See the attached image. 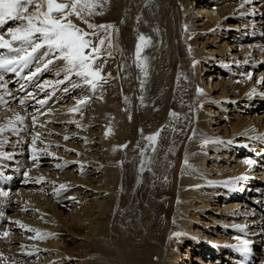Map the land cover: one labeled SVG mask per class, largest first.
<instances>
[{
    "label": "bare ground",
    "instance_id": "6f19581e",
    "mask_svg": "<svg viewBox=\"0 0 264 264\" xmlns=\"http://www.w3.org/2000/svg\"><path fill=\"white\" fill-rule=\"evenodd\" d=\"M242 1L217 0L211 11L205 0H100L103 8L97 11L104 14L92 21L119 30H110L112 55L104 50L97 62L106 82L95 91L75 76L71 83L80 87L58 84L64 77L62 61L45 79L46 87L68 95L64 104L35 111L38 128L29 141L37 163L6 221L10 237L0 249V264H203L197 257L188 261L190 249L218 254L206 264L213 259L238 264L245 253L216 244L217 253L212 243L237 235L250 242L252 264L262 263L264 215L256 219L246 208L264 184V47H238L231 40L235 30L224 29L237 18L245 30L246 16L255 9L263 13L264 5L244 3L239 9ZM140 34L151 38L142 53L148 57L147 76L135 63ZM37 55L44 58L42 51ZM239 65L243 75L236 79L222 74ZM3 86L9 104L19 106L14 90ZM86 96L90 99L79 111H69ZM15 116V109L0 103V126ZM157 131L156 141H149ZM9 132L0 134L2 145ZM155 157L162 163L159 175ZM230 177H243V185L223 191ZM209 179L222 186H206ZM236 225L247 227L241 231ZM130 226L134 231L127 235ZM227 226L234 227L232 234L222 229ZM205 242L209 246L203 248Z\"/></svg>",
    "mask_w": 264,
    "mask_h": 264
},
{
    "label": "snow or ice",
    "instance_id": "6c2138e0",
    "mask_svg": "<svg viewBox=\"0 0 264 264\" xmlns=\"http://www.w3.org/2000/svg\"><path fill=\"white\" fill-rule=\"evenodd\" d=\"M246 2H250V0H246ZM102 8L103 4L100 0H0V25H4L9 21L17 22L16 27L7 30L10 39H5L4 36L0 35V48L8 49L9 53V55H0V81L3 80V73H17L18 69L25 68L32 63L36 58V54L43 50V57H52L44 63L43 67L45 69L56 61H62L63 63L64 77L63 80L57 81L58 84L69 82L72 88L80 87L81 84L79 83H71L73 76H75L79 77L83 85L88 86L93 91L98 86H102L101 81H106L101 74L102 66H98L97 62L101 59L104 50H108V56L112 55L110 49L113 47V43L112 31L110 30H115L117 33L119 31L111 23L96 24L92 21L95 15L104 14L103 11H97V9ZM73 18L80 20L86 25V28L75 23ZM137 21L139 22V17ZM150 45L151 38L140 34L135 47V63L144 76L148 75L146 63L148 57L142 55V53ZM40 71L41 68L37 67L36 72L32 75L34 76ZM59 74L58 72L57 75ZM108 76H111V73ZM140 86L141 89L144 88L143 80H141ZM2 87H4L3 84H0V88ZM63 90L67 92L69 88L66 87ZM201 91L197 89L198 93ZM89 99L90 97L86 96L77 100L76 105L70 108L69 111H79L80 106L86 104ZM143 99L144 97L141 96L140 100L143 101ZM20 103L23 105L24 100H21ZM39 103L45 104L47 101L41 100ZM170 115L175 116L176 113L170 112ZM23 120L24 117L16 115L6 125L0 126V134L5 131L15 132L17 122L22 123ZM36 121L37 116L33 115V125L36 124ZM69 122L77 123L75 121ZM160 131L149 135L147 139L155 142L160 135ZM39 136V132L33 136V144L36 143ZM64 139L67 140L69 137L65 136ZM205 143H209V141H205ZM35 151L36 149L33 148V152ZM41 151L49 154L44 149H41ZM35 160L34 155L33 161L35 162ZM184 163L188 164L187 158H185ZM246 163L251 164L252 161L248 160ZM57 167H60V165H57ZM140 170H144L143 164ZM240 179H243V177H240ZM60 187L64 188V185ZM235 227L243 231L247 226L236 225ZM32 231L38 230L32 229ZM260 235L264 236V231ZM5 236H7V232H5ZM236 240L238 243L225 245V247L235 248L245 254L251 251L248 240L239 236L236 237Z\"/></svg>",
    "mask_w": 264,
    "mask_h": 264
},
{
    "label": "rangeland",
    "instance_id": "374dc122",
    "mask_svg": "<svg viewBox=\"0 0 264 264\" xmlns=\"http://www.w3.org/2000/svg\"><path fill=\"white\" fill-rule=\"evenodd\" d=\"M210 72V71H209ZM215 80V81H214ZM214 80H212L213 81V85L215 84V83H217V81H218V78H214ZM165 95H166V93H165ZM165 95H163V96H165ZM165 98L166 97H163V99L165 100ZM158 111H159V109H158ZM157 111V112H158ZM264 111V110H263ZM262 111V112H263ZM155 112H156V110H155ZM244 138H242L241 140H243ZM152 164H153V168H155L156 170H158L157 172H156V174L157 175H159V173H160V170H161V168H159V167H162L161 166V164L162 163H160V160L157 158V157H155L153 160H152ZM157 163V164H156ZM140 186H138V188H139ZM130 216V217H129ZM128 217H126L125 218V220H124V222L126 223V224H131L132 222H133V218L131 217V215H129ZM127 232V235L129 234V233H132V231H134V227H132V226H130V227H128V229L126 230ZM202 238V237H201ZM190 259L188 260L189 262L191 261V258L192 259H195L196 257L198 258V261L197 262H200L201 260H203V264H206V263H208V262H206V260L205 259H202V256H201V254H204L202 251H197L196 249L194 250V249H190ZM218 255V254H217ZM215 253H211L210 255H207V256H205V257H207V260H210V258H215L216 256H217ZM188 262H185V264H187Z\"/></svg>",
    "mask_w": 264,
    "mask_h": 264
}]
</instances>
